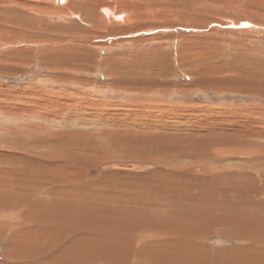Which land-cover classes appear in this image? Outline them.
<instances>
[{"label":"rangeland","instance_id":"374dc122","mask_svg":"<svg viewBox=\"0 0 264 264\" xmlns=\"http://www.w3.org/2000/svg\"><path fill=\"white\" fill-rule=\"evenodd\" d=\"M184 218L264 262V0H0V264H135Z\"/></svg>","mask_w":264,"mask_h":264},{"label":"bare ground","instance_id":"6f19581e","mask_svg":"<svg viewBox=\"0 0 264 264\" xmlns=\"http://www.w3.org/2000/svg\"><path fill=\"white\" fill-rule=\"evenodd\" d=\"M103 13V12H102ZM105 13V12H104ZM106 17V16H105ZM50 105V104H49ZM150 129V128H149ZM58 135V134H57ZM52 145V144H51ZM71 155V154H70ZM71 160H73V159H71ZM73 163V162H72ZM113 164V163H112ZM207 167V166H206ZM68 168V167H67ZM112 168V167H111ZM199 168H201V167H199ZM115 169V168H114ZM211 171V170H210ZM85 172V171H84ZM226 175H228V173L226 174ZM246 177H248V176H246ZM204 180V179H203ZM253 180V179H252ZM251 180V181H252ZM173 185V184H172ZM229 185V184H228ZM258 185V184H257ZM238 186V185H237ZM240 186V185H239ZM3 187V186H2ZM236 188V187H235ZM237 189V188H236ZM232 190V189H231ZM231 193V192H230ZM235 193V192H234ZM240 193V192H239ZM31 194V193H30ZM67 194V193H66ZM209 194H210V192H209ZM232 194H233V192H232ZM40 195V194H39ZM34 198V197H33ZM81 199V198H80ZM199 200V199H198ZM81 202V201H80ZM58 204V203H57ZM60 204V203H59ZM196 204V203H195ZM63 205V204H62ZM62 205H60V206H62ZM65 205L67 206V204L65 203ZM42 206V205H41ZM46 206V205H45ZM50 206V205H49ZM59 207V206H58ZM45 208V207H44ZM54 208V207H53ZM67 208V207H66ZM49 209H51L52 210V207H50ZM64 209V208H63ZM55 210V209H54ZM53 210V211H54ZM57 210V209H56ZM59 210H61V209H59ZM68 210H70V209H68ZM213 210V209H212ZM62 213H63V211H61ZM60 212V213H61ZM70 212V211H69ZM75 212V211H74ZM79 212H80V210H79ZM58 213V212H57ZM66 213V212H65ZM213 213V212H212ZM54 214V213H53ZM56 215H58V214H56ZM61 215V214H60ZM66 215L67 214H65V217L64 218H66ZM41 216V215H40ZM47 216V215H46ZM48 216H50V215H48ZM47 216V217H48ZM95 216V215H94ZM136 216V215H135ZM193 216V215H192ZM202 216L203 215H201V218H202ZM56 217V216H55ZM54 217V218H55ZM197 217V216H196ZM196 217H191V219L193 220V221H196ZM40 218H42V217H40ZM64 218H63V220H64ZM67 218H68V216H67ZM67 218H66V220H67ZM71 218V217H70ZM121 218V217H120ZM187 218V217H186ZM198 218H199V215H198ZM44 219V218H43ZM46 219V218H45ZM58 219V218H57ZM124 219V218H123ZM132 219V218H131ZM153 219V218H152ZM179 219V218H178ZM183 219V218H182ZM185 219V218H184ZM53 220V219H52ZM63 220H62V223L63 224H65V220H64V222H63ZM69 220V219H68ZM67 220V221H68ZM70 220H72V219H70ZM70 220H69V222H70ZM81 220V219H80ZM118 220H119V217H118ZM49 221H50V219H49ZM54 221V220H53ZM56 221V220H55ZM55 221L53 222L54 224H56V223H58V222H56L55 223ZM59 221V220H58ZM67 221H66V223H67ZM72 221H74V220H72ZM71 221V222H72ZM192 221V222H193ZM52 222V221H51ZM60 222V221H59ZM177 224L179 225L178 227L179 228H175V229H172V230H170V228L169 229H165V231H161V234H160V237L161 236H163L164 237V235L167 233V234H169V236H171V237H174L173 238V240H171L170 238V240L173 242H171L172 244H173V246H174V242H175V244H177L175 247H178L179 249H181V251L182 252H180V250H178L177 252H178V254L177 255H175V254H171L170 252H168L167 250V259L164 261V262H162V264H172V261H173V258H175V264H207V262L205 261V259L206 258H208V259H211L213 256H214V254L208 249V247H207V245H205V243H204V240H203V237H202V232L203 231H200V230H198V227H192L191 225H190V223H189V220L188 219H185V220H177ZM186 222V223H185ZM53 223H51L52 225H53V227L55 226ZM202 223V222H201ZM40 224V223H39ZM43 224V223H42ZM198 224H199V221H198ZM45 225V224H44ZM61 225V224H60ZM71 225V224H70ZM73 225V224H72ZM65 226V225H64ZM118 226V225H117ZM197 226H199V225H197ZM57 227V226H56ZM55 227V228H56ZM60 227V226H59ZM68 227V226H67ZM262 227H264V225H260V224H258V226L256 225L255 227H252L254 230L253 231H250V230H248V229H242L243 230V232H246L247 234H250L252 237H254V238H256L257 239V242H255V241H252V240H250V242H252V245H251V243L249 244V248H255V246L256 247H258V246H260V248L258 249L259 250V252H261L262 254H264V229H262ZM61 228H62V226H61ZM58 229V228H57ZM59 230V229H58ZM62 230V229H61ZM202 230V229H201ZM109 231V230H108ZM113 231V230H112ZM119 231V230H118ZM247 231H249V232H247ZM120 232V231H119ZM232 232H234V231H232ZM171 233H174L175 235L174 236H172L171 235ZM225 233H231V231H226ZM53 234V233H52ZM119 233H117V235H118ZM124 235V234H123ZM154 235H157L158 236V234H157V232H155V234ZM53 236V235H52ZM55 236V235H54ZM53 236V237H54ZM65 236V235H64ZM125 236V235H124ZM113 237V236H112ZM67 238V237H66ZM117 238H118V236H117ZM116 238V239H117ZM122 238V237H121ZM156 239H155V241L157 242V243H153V242H151V240L153 241V238H148V239H146V238H142V237H136L135 235L133 236V234L132 235H130V234H126V238H122L123 239V241L122 242H119L120 244L121 243H123V246L122 245H120V244H118V246L117 247H121L122 246V248H123V250H122V252H121V256H117V255H113V258H114V260H112L113 262H116L117 260H119V259H117V258H121V259H123V261L124 262H136V260L138 261L137 263H135V264H139V260L142 258V251H143V248L145 247V246H147V242H149V243H152V244H154L155 246H156V248H158V247H161V248H163V250H164V246H166L165 244H171V243H168V241H167V238H166V240L164 241V240H159V238L158 237H155ZM158 238V239H157ZM114 239V238H113ZM160 239H162V238H160ZM164 239V238H163ZM118 241H119V239H118ZM120 241H121V239H120ZM167 242V243H166ZM249 242V241H248ZM135 243V244H134ZM103 246V245H102ZM116 246V245H115ZM172 246V245H171ZM143 247V248H142ZM122 248H119V249H122ZM133 248H134V250H135V248H136V250H138L139 251V253H138V255H137V257H138V259H135V261H133V258H132V256L133 255H131L130 256V253H131V251L133 250ZM169 249V248H168ZM133 250V251H134ZM176 250V249H175ZM228 250H230V251H225V250H219L218 251V254L216 253L215 255L217 256V262H218V264H245V261L243 260V261H241V263H238V262H236L235 260H233V259H230L228 256H227V254L228 255H233V254H235L236 255V253L238 252V250H239V248H235V249H228ZM258 250H253V252L254 253H256V252H258ZM171 251H173L174 252V250H171ZM126 252H129V257H126V256H124V253H126ZM180 252V253H179ZM193 252H195V253H193ZM80 256V255H79ZM220 256H222V258L220 257ZM204 257V258H203ZM234 257V256H233ZM112 258V259H113ZM135 258H136V256H135ZM225 259V260H224ZM216 260V259H215ZM111 261V262H112ZM123 261H120V262H123ZM210 261H212V260H210ZM154 264H155V262H153ZM213 262H211V264H212ZM256 264H264V262H260V261H258V263H256Z\"/></svg>","mask_w":264,"mask_h":264},{"label":"water","instance_id":"95a60500","mask_svg":"<svg viewBox=\"0 0 264 264\" xmlns=\"http://www.w3.org/2000/svg\"><path fill=\"white\" fill-rule=\"evenodd\" d=\"M113 166L116 168L129 169L133 167V164H114Z\"/></svg>","mask_w":264,"mask_h":264}]
</instances>
